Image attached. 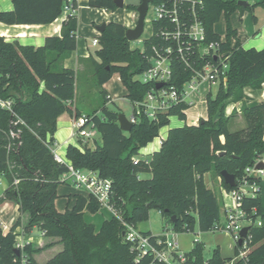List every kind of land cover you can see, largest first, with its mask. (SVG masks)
Listing matches in <instances>:
<instances>
[{
    "label": "trees",
    "instance_id": "16d2710c",
    "mask_svg": "<svg viewBox=\"0 0 264 264\" xmlns=\"http://www.w3.org/2000/svg\"><path fill=\"white\" fill-rule=\"evenodd\" d=\"M11 1L13 10L0 12V23L50 24L61 15L66 2ZM237 2L203 0L204 6L199 13L206 42H219L218 52L228 54L225 83L220 79L215 94L208 92L204 98L207 119L199 120L196 126L184 124L169 129L160 149L149 158H138L136 162L132 159L158 137L159 130L169 124L170 117L185 122L184 112L190 106L180 103L153 120L141 114L129 133L122 132L118 125L121 111L107 98L103 85L117 74L126 89V99L131 102L142 100L152 85L142 84L134 77L150 66L147 58L158 40L155 37L145 40L142 54L139 49L130 48V42L125 39L126 28L115 22L106 23L98 36L99 48L94 52L98 61L92 59L91 67L102 104L99 110L85 116L93 123L100 143L89 148L78 140L81 148L69 145L65 159L76 170L93 171L102 179L110 180L111 203L125 221L136 227L147 221L151 210H156L176 234L193 233L195 228L201 233L212 231L220 218L219 204L213 190L205 186L204 176L212 173L221 178L220 173L226 171L233 175L235 186H227L222 179V187L231 191L245 178V168L264 155V103L247 107V98L243 94L245 87L259 90L264 83V49H242L229 21L235 11L264 9V0L245 7L238 6ZM72 7L77 9L75 1ZM88 7L109 13L117 10L114 0H88ZM123 8L136 10L131 6ZM221 16L225 20L223 41L213 30ZM252 19L255 21L254 16ZM154 31H157L156 26ZM76 34L77 18L68 15L60 36L45 38L41 47L22 46L0 37V96L13 102L14 112L27 124L22 130L19 148L8 151L10 115L0 109V173H6L9 184L0 202H13L20 216H27L23 227L25 233L36 227L45 238L57 239L61 250L43 264H148L147 259L134 262L135 256L123 241L122 226L116 218L105 220L98 232L84 221V211L95 214L100 209L94 198L76 195L74 206L64 212H58L54 207L58 186L62 184L59 178L67 168L54 161L44 141L49 137L52 146L58 117L73 112L70 103L75 98L76 73L61 64L76 49ZM195 59L197 67L204 62ZM171 69L169 85L181 90L192 73L178 60H173ZM238 102L242 103L240 111L246 127L231 132L228 126L233 112L226 116L225 109L228 104ZM74 111L76 118L81 116L79 110ZM141 175L150 177L142 179ZM13 177L19 179L16 186H10ZM247 180L253 181L259 189L255 197L243 199L241 208L253 222H260V226L249 228L248 253L239 257V247L235 245L233 256L223 257L217 247L210 258L204 259L203 246L196 243L185 253L187 264H264V181L260 178ZM20 225L18 218L6 235L0 229L1 264H15L22 257L27 264H37L34 254L41 249L25 245L19 253L16 251L13 231Z\"/></svg>",
    "mask_w": 264,
    "mask_h": 264
},
{
    "label": "built area",
    "instance_id": "2783aa9c",
    "mask_svg": "<svg viewBox=\"0 0 264 264\" xmlns=\"http://www.w3.org/2000/svg\"><path fill=\"white\" fill-rule=\"evenodd\" d=\"M73 1L66 0L62 9L63 14L74 15ZM203 6V0H152L148 4L144 29L147 25L150 29V35L142 40V44L152 37H155L158 42L151 47L150 56L147 58L150 66L142 74L135 76L134 80L142 84H150L152 88L140 101L131 102L125 97L132 107V114L126 119L132 125L137 122L141 114L149 120H153L158 115L166 114L180 103H186L188 106L194 105L203 83L218 85L220 79L225 83L228 54L218 52L219 42H206L205 31L199 19V13ZM155 26L157 27L156 32L154 31ZM98 36L91 40V46L96 49L99 48ZM140 41L139 38L137 42ZM139 50L142 54L145 52L144 47ZM195 57L197 60L204 61L200 67H197L198 61ZM173 60H178L192 73L191 78L183 84L181 90L169 85ZM157 84H162V87L156 89ZM0 109L10 115L7 150L11 151L21 145L22 130L27 128V124L14 112L13 102L10 99H3L0 96ZM71 128L72 137L82 143L92 141L97 135L93 123L85 115L75 118L71 122ZM44 144L49 147L54 161L67 168V171L60 176L59 181L83 191L87 197L94 198L100 208L106 209L112 217L118 220L122 226L123 241L129 245L130 252L134 254L135 263L147 259L148 264H187L186 255L180 251L178 242L173 239L176 233L171 228L163 229V233L156 236L139 231L136 226L125 221L111 203L112 183L110 180L102 179L93 171L74 169L70 162L59 154V149L55 144L50 146L49 137L44 141ZM137 159L133 158L132 161L136 162ZM258 162L260 160L245 168V178L236 189L223 192L221 217L212 230L226 232L232 239L234 246H238L237 241L240 238L239 233L242 228L260 226L258 220L253 222L251 217L241 208L243 199L255 197L259 189L253 181L250 182L247 179L254 180L264 177L263 169H255ZM8 167L12 169V166L9 165ZM18 183L19 179L13 177L10 186H16ZM8 187L6 173L1 172L0 188L5 190ZM253 214H255L254 211ZM4 228L6 226L0 222V229ZM9 231L11 228L7 229V233ZM13 234L15 235V248L21 250L24 247L19 240L21 235L15 231ZM247 239L248 232L243 238L242 244L238 246L239 257H244L248 253ZM198 242L194 238L192 244ZM15 264H27V261L22 257Z\"/></svg>",
    "mask_w": 264,
    "mask_h": 264
},
{
    "label": "rangeland",
    "instance_id": "374dc122",
    "mask_svg": "<svg viewBox=\"0 0 264 264\" xmlns=\"http://www.w3.org/2000/svg\"><path fill=\"white\" fill-rule=\"evenodd\" d=\"M124 6H131L137 7L140 4V0H123ZM133 11H136L135 9ZM132 11L122 8L115 11L114 14H110L109 12H106L105 10L101 11L100 9H94L91 10L89 7H80L76 13L77 20L79 22V33H78V42L80 47H83L84 44L90 45V39L92 37V29L94 28V24H92L94 19L102 18L109 15H115V17L109 18L110 21H117L119 23L123 22H129L130 17L128 14H130ZM230 21V18H229ZM225 20L224 16H221L219 22L215 25V31L220 35H224V29H225ZM250 24L251 18L249 19ZM134 28V26L132 27ZM150 35V29L149 27H145L140 39V42L134 41L130 42V48L132 49H142L143 44L142 40L146 39ZM95 51L97 49H94ZM94 51V52H95ZM91 73H84L83 75L78 73L76 75V82H75V101H74V108L79 110L84 115H90L93 111L99 110L101 104H102V97L99 94L98 88L95 86V78L93 75L92 67H90ZM116 74H114L108 82V90L112 94L115 95H121V97L116 99V105L121 111V114H123L126 118H129L132 114V107L131 104L123 98V89L119 82L116 80ZM205 86L200 89V96L205 94ZM217 90V85L211 86V93L212 95L215 94ZM203 99V98H202ZM205 100H195V106L191 107L189 111H187V117H193L197 114H201L202 116H205ZM109 108H111L110 104H107ZM201 120V119H200ZM204 120V119H202ZM172 124L180 125L181 121H179L175 117L169 118V124L161 128L159 130L158 136H162V134L165 132V130L168 127H172ZM246 127L245 121L242 119L240 122L238 121L237 124H234L232 122L229 124L228 128L230 131H238L241 129H244ZM97 141L99 139L97 138ZM158 141V138L153 139L151 144H155ZM86 145L89 148H93V142H85ZM62 156V154H60ZM138 156L142 159H146L142 156V151L139 152ZM134 157V158H138ZM145 177L147 175H144ZM264 178V177H263ZM261 178V179H263ZM204 183L207 188H210L215 193L218 204H219V213L221 217V210H222V204H223V192H226V190L222 187V178L219 176H216L215 174H206L204 176ZM2 192V188H0V194ZM76 193H83L81 190L75 189L72 185L68 186L65 184H61L58 186L57 189V200H56V209L58 211H64L66 207L67 199L70 198L69 195L76 194ZM72 199V198H71ZM72 202V201H71ZM71 207V206H70ZM18 216L21 219V225L25 226L26 218L24 216L17 215L15 204L13 202L7 201L6 203L0 202V221H2L6 228L2 229V234L4 235L7 231V227L11 225V223L14 220V217ZM110 216V214L104 209L100 208L98 212L95 214L85 213L84 220L88 223H91L94 225L95 229L98 230L101 223L107 219V217ZM170 228L169 225L165 223V220L160 216V214L156 210H151L149 212V217L147 221L141 222L137 225V229L141 232L150 231L153 235H161L163 233V229ZM21 234H24L23 238H19L22 245H31L32 248L35 249H41L39 252L35 253L40 261H43L46 259V257H51L55 255V253L59 252L61 249V246L59 244H54L48 248L45 246L50 244V240L43 239L42 243L38 245L37 241L35 240L36 237H40V232L38 229L35 228L34 235L30 236L31 234H27L23 232L20 228ZM27 234V236H25ZM31 237V238H30ZM196 238L200 244L203 246V258H210L213 250L215 248H219L220 254L224 257H232L234 254V243L230 236L224 232V231H210L201 233L198 231L197 228H195L193 233H177L173 237L175 241L179 243L180 251H188L192 245L193 239ZM42 239V238H41ZM41 246V247H40ZM1 264V262H0Z\"/></svg>",
    "mask_w": 264,
    "mask_h": 264
},
{
    "label": "crops",
    "instance_id": "0c3cea01",
    "mask_svg": "<svg viewBox=\"0 0 264 264\" xmlns=\"http://www.w3.org/2000/svg\"><path fill=\"white\" fill-rule=\"evenodd\" d=\"M74 1L77 4V9L75 10L73 16L76 17V13L80 7H88V0H74ZM238 1H244L246 3V6L247 5L248 6L257 5V4L262 2V0H238ZM90 9L94 10L93 8H90ZM12 10H13V3L11 0H0V12H10ZM100 10L103 11V9H100ZM114 13H115V11L110 12V14H114ZM109 16L115 17V15H109ZM109 16L107 18V16L105 17V15H104V17H102V18H99V19L95 18L94 19L95 21H93L92 24H94L95 26L92 29V37L90 39V45L85 43L83 47H80L79 42H78L79 22L77 20L76 49L74 51H72L70 54H68V56L62 61L61 65L63 68L75 71L76 75L78 73H80L82 75L84 73H87V74L91 73L90 72V69H91L90 67L92 64L91 60L92 59L97 60L95 55H94V51H95L94 49H96V48H93L91 46V40L93 38L97 37L99 34L95 30V27L100 25L101 23H108V22L119 23V22H117L118 20L117 21H110L109 18H111V17H109ZM128 16L130 17L129 22L119 23V24L123 25L126 29H129V28H132L133 26H135V23L137 20V12L132 11L130 14H128ZM253 16L255 17V21H253V19H252ZM66 17H67L66 14L61 13V15L56 20H54L52 23L46 24V25H6L3 23H0V37H2L6 42L16 41L22 46L41 47L44 44L45 38L52 37V36H56V37L60 36L61 26H62L63 22L65 21ZM250 18H251V22H252L251 24L249 22ZM215 25H214V27H215ZM230 25H231L232 29L236 32L242 49H244V50L255 49L258 51L264 49V9L263 8L255 7L252 12L247 10L243 13H240L239 11H235L230 16ZM213 30L220 37L221 41H223L225 38V29H224V35H222V36H220L215 31V28H213ZM233 44H234V41H232V46H233ZM115 76H116L117 82H119V84L121 85V87L124 91L122 96H123V98H125L126 89L121 84L119 76L117 74ZM108 82L103 85V89L107 92V97L110 98V102H113L116 104V102H115L116 99L121 97V95H118V96L115 94L111 95V92H109L108 87H107ZM203 86H205V88H204L205 94L200 96L199 95L200 92H199L198 96L196 97L197 101L204 100L207 93L211 92V86L212 85H210L208 83H203L201 85L200 89L203 88ZM243 94L247 98V100H246L247 107H252V106L257 105V104L262 103V102L264 103V83H262L261 88L259 90H252L249 87H245L243 89ZM74 101H75V98L72 101V103H70L71 108L73 110L72 114L71 113H64L58 117L57 122H56V132L53 135L54 144L58 147L59 154H62L63 158H65L66 148L69 145L77 146L78 148H81L80 145L77 143L78 140H76L72 137L71 122L76 118L75 117V111H74L75 110ZM241 105H242L241 102L230 103L227 105V107L225 109V115L229 116L233 112V117L231 118L229 124H231L232 122H234V124H237L238 121L240 122L243 119L242 115H241V111H240ZM194 106H195V103H194V105L190 106V108L194 107ZM190 108L184 112L185 116H186L185 122L181 121L180 125L172 124V127H168L165 130V132L162 134V136L160 135L157 137L158 141L155 144L149 143L146 147L142 148L139 151V152L142 151L143 157H145L147 159V158H149V156L153 152H157L160 149L161 142L166 138L169 129L182 127L184 124L189 125V126H196L200 119H204V120L207 119L206 103H205V116H202L201 114H197L193 117L188 118L186 113H187V111L190 110ZM81 115H84V114L81 113ZM229 131H230V129H229ZM231 132H234V131H231ZM97 138L99 139L98 135H96L95 138L92 140L94 146L96 144L100 143V139H99V141H97ZM86 142H90V141H86ZM82 144L87 146L85 142ZM138 158H140V156H138ZM259 160L264 165V155ZM149 177H150L149 175H147L146 177L144 175L140 176V178H142V179H147ZM261 180L264 181V178ZM65 185L70 186V184H65ZM3 192H4V190L2 189L0 197L2 196ZM76 195H80V196H83L85 198H88L87 195L83 194V193L71 194V195H69L70 198L67 199L65 209H71L74 206V203H75L74 196H76ZM56 200L54 202L55 209H56ZM6 202L7 201H4L3 203H6ZM15 209H16L17 215H20L18 212L17 205H15ZM56 211H58V210L56 209ZM64 211H58V212H64ZM85 213H87V211L83 212V218H84ZM21 216H24L26 218V221H27L26 215H21ZM111 217L112 216L110 214V216H108L106 220H109ZM18 218H19L18 216H15L13 222L11 223V225L9 227H7V229H9V228L12 229V227L14 226V224L18 220ZM0 222H2V221H0ZM86 223H88V222H86ZM88 224H91V223H88ZM23 227H24L23 225H20L19 227H16L14 230L16 233L21 235V238L24 237V234H21V232H20V228L24 232ZM93 227H94V225H93ZM100 227H101V225H100ZM100 227H99V229H100ZM35 228L36 227L32 228L31 231L27 234L28 235L31 234L30 236H33ZM94 229H95V227H94ZM99 229L98 230L95 229V232H98ZM39 232H40V237L35 238L38 245L41 244L42 240L45 238L43 233L40 230H39ZM146 232H149L151 235H153L150 231H145L143 233H146ZM6 233H7V231H6ZM27 234H25V236H27ZM153 236H156V235H153ZM45 239L50 240V242H48L50 244H52V243L57 244V239H50V238H45ZM194 245L195 244H192L188 251H186V252L183 251V252L184 253L190 252ZM57 253H55V254H57ZM53 256L46 257L45 260L40 261L39 258L35 255L34 260L37 264H43L46 261H48L49 259H51ZM205 259H208V258H205Z\"/></svg>",
    "mask_w": 264,
    "mask_h": 264
},
{
    "label": "water",
    "instance_id": "95a60500",
    "mask_svg": "<svg viewBox=\"0 0 264 264\" xmlns=\"http://www.w3.org/2000/svg\"><path fill=\"white\" fill-rule=\"evenodd\" d=\"M152 0H140V4L136 7V12H137V20L135 23L134 28H129L126 29L125 31V39L128 42H134L137 41L143 31H144V21H145V17H146V13H147V8H148V4L151 3ZM114 4L116 6L117 9H122L124 4H123V0H114ZM238 6H242L245 7L246 3L244 1H238L237 2ZM106 23H101L100 25L95 27V30L101 34L104 31ZM162 87V84H157L156 85V89H159ZM118 125L119 128L121 129L122 132L124 133H129L132 129V124L126 119V117L123 114H119L118 115ZM255 169H263L264 170V165L262 162H258L255 165ZM221 178L223 179L224 183L233 188L235 186V180L233 175L227 173L226 171H222L220 173ZM172 222H174L175 218L172 217ZM249 228L248 227H244L242 228V230L239 233V240L237 241V245L240 246L242 244V240L243 238L246 237V234L248 232ZM17 253H19L18 250H16Z\"/></svg>",
    "mask_w": 264,
    "mask_h": 264
}]
</instances>
